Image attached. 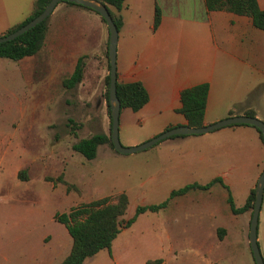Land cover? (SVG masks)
I'll use <instances>...</instances> for the list:
<instances>
[{
  "label": "crops",
  "instance_id": "crops-1",
  "mask_svg": "<svg viewBox=\"0 0 264 264\" xmlns=\"http://www.w3.org/2000/svg\"><path fill=\"white\" fill-rule=\"evenodd\" d=\"M33 2L0 0V34L28 16ZM257 4L263 8L264 0H257ZM155 7L159 10L160 19L153 28ZM109 8L121 20L114 54L116 81H139L148 97L136 111L128 107L119 109V127L120 119L123 125L133 122L144 126L141 137L135 133H123L122 143L130 145L145 141L165 127L186 124L183 115L177 112L179 93L185 87L202 82L207 84L203 124L230 115H245L248 110L264 122V31L254 27L248 16L224 10L207 11L203 0H123L120 10ZM94 27L97 29L98 48L95 55L106 63V67L100 69L97 89H104V76L108 73V32L94 11L57 3L48 15L40 48L59 46L58 38L64 46L68 41L75 43L76 47L73 44V49L63 52L65 56L62 57L65 63L72 61L69 65L71 72L76 59L81 55L87 56L88 50L84 47L90 43ZM33 56L17 60L23 61L29 78L36 72L31 63ZM45 74L46 71L42 75ZM104 104L102 98L101 105ZM6 122L8 124L9 119ZM0 134V141L5 140V133ZM151 147L152 164L163 176V186L159 187L154 182L152 192L166 190L164 197L153 204L165 200L171 190L187 183L203 184L217 177L220 182H213L207 189L189 190L214 194L212 199L199 195L195 201L210 206L207 212L218 216L220 224L214 227V231L217 230L220 238L226 235L223 223L240 218V232L247 239L248 211L233 214L226 198L229 194L235 207L243 205L264 168V145L254 127L228 125L203 134L168 137ZM104 152L116 151L110 149L101 151V154ZM98 154L96 150L92 159ZM164 165L168 166L167 170L161 171ZM164 177L169 180L175 177L176 181H170L164 188ZM189 190L169 198L165 206L153 211V224H158L161 230L152 235V245L158 254L163 255L156 258L161 259L160 264H168L169 261L188 264L190 259L178 255L183 254L184 247L189 244L188 250L198 258V262L193 264H221L218 258L208 256L211 248H203L202 240L190 242L185 240L191 239L186 232L177 235L170 231V223L187 215L184 207L188 203L186 196ZM40 243L11 250L0 240V264H54L60 259L55 262L58 264L69 251L71 239L64 227L59 232L55 231L54 237L47 235Z\"/></svg>",
  "mask_w": 264,
  "mask_h": 264
},
{
  "label": "rangeland",
  "instance_id": "rangeland-1",
  "mask_svg": "<svg viewBox=\"0 0 264 264\" xmlns=\"http://www.w3.org/2000/svg\"><path fill=\"white\" fill-rule=\"evenodd\" d=\"M96 38L94 27L92 39L84 47L88 53L83 58L86 65L81 82L70 89L64 88L61 80L70 72L72 61L65 63L62 57L63 52L73 49V44L76 47L71 41L64 46L58 38L59 46L40 48L31 62L36 70L31 78L22 60L0 58V132L6 136L0 141V240L11 250L41 244L47 235L54 237L55 231L64 229L53 219L54 213L124 192L128 197L124 221L133 214L136 205L155 203L166 193V190L152 192L154 182L163 186V176L152 164L151 146L130 154H101L110 150L107 144H102L94 159H86L71 148L81 137L108 134L106 104L101 105L104 82V89H97L100 69L106 63L96 58ZM44 71L46 74L42 75ZM119 121L117 134L122 146L143 142L122 143L123 133L141 137L144 126L133 122L123 125ZM167 167L164 165L161 171ZM21 169L19 177L17 172ZM164 178V188L170 181H176L175 177ZM203 194L214 197L208 191H188L184 207L187 215L170 223V231L177 235L186 232L191 239L185 240L190 242L202 240L203 248H211L208 256L218 258L221 264H254L248 238L240 232V218L224 222L226 235L220 238L214 231L220 224L218 216L207 212L210 206L195 201ZM152 215L153 211L138 214L128 227L119 229L108 250H99L82 264H144L146 259L162 257L152 245V235L161 230L158 224H153ZM256 242L264 263V188L257 214ZM188 245L178 256L190 259L188 264L198 262Z\"/></svg>",
  "mask_w": 264,
  "mask_h": 264
},
{
  "label": "trees",
  "instance_id": "trees-1",
  "mask_svg": "<svg viewBox=\"0 0 264 264\" xmlns=\"http://www.w3.org/2000/svg\"><path fill=\"white\" fill-rule=\"evenodd\" d=\"M48 1L49 0H34L31 13L19 23L7 28L0 35L11 32L15 28L27 22L33 16L37 15ZM99 1L105 5L112 21L115 24L116 29H118L121 24L120 16L115 15L109 7H112L114 11H118L122 6L123 0ZM60 2L77 5L85 9L92 10L90 8L68 1ZM203 2L207 11L224 10L237 15L248 16L251 19L252 25L254 27L264 31V7L260 8L257 4V0H203ZM99 18L103 23H105L101 16H99ZM47 19L48 16L17 37L0 43V58L18 60L25 56L34 55L42 45L44 34L47 28ZM159 19L160 13L158 8L155 7L152 20L153 28L158 25ZM84 57V55L79 56L75 61L72 71L66 77L62 78L61 84L64 88H73L81 81L84 70ZM104 84V99L108 114V134H90L89 136L79 138L71 144V148L74 151L79 152L86 159H92L96 154L97 148L102 144H107L111 150L115 151L112 148L110 141V117L107 103L108 73L104 76ZM115 94L119 100L120 108L128 107L132 111H136L142 107L148 98L146 90L139 81H116ZM206 95L207 84L204 82L185 87L180 91V106L177 109V112L183 115L188 126L199 127L203 125V112L205 108ZM244 114L249 116L254 115L252 110L245 111ZM168 128H170V126L165 127L164 130ZM255 130L257 131L259 140L264 145V139L260 131L257 128H255ZM176 136L182 135H172L170 137ZM22 171L23 169L17 172L19 177L21 176ZM213 182H220V179L216 177L203 184L196 182L187 183L182 187L171 190L168 198L157 204H138L135 206L133 214L124 221H122L121 217L125 213L128 203V198L124 192L116 193L114 196H112V198L101 197L90 200L77 207L71 208L67 212L54 213L53 219L63 224L71 239L69 251L58 264H81L85 258L92 256L99 250H108L111 241L115 238L116 234L119 232V229L121 227H128L135 220L138 214L143 213L144 211L158 210L159 208L165 206L169 198L183 194L189 189H207ZM253 199L254 187L249 190L243 205L240 207L234 206L229 194L227 195L226 201L230 211L233 214L248 211L250 217ZM160 263V258L146 259L144 262V264ZM210 264L218 263L212 262Z\"/></svg>",
  "mask_w": 264,
  "mask_h": 264
},
{
  "label": "water",
  "instance_id": "water-1",
  "mask_svg": "<svg viewBox=\"0 0 264 264\" xmlns=\"http://www.w3.org/2000/svg\"><path fill=\"white\" fill-rule=\"evenodd\" d=\"M60 1H68L71 3L79 4L84 7L90 8L99 16H101L105 22L108 39H107V57H108V88H107V103L109 109V117H110V141L112 144V148L121 154H130L142 149H146L158 141L168 138L172 135H195V134H203L214 129L233 125V124H247L252 125L257 128L263 139H264V122L260 119H257L254 116L249 115H230L219 119L213 123L203 124L199 127L188 126L187 124L177 125L170 127L157 135L141 142L138 145L124 147L119 143L118 140V114H119V100L115 94V82H116V74H115V42L117 37V29L115 27L114 22L111 19V16L103 3L99 0H49L43 9L35 16L30 18L27 22L22 24L21 26L15 28L11 32H8L4 35H0V43L11 40L21 33L27 31L32 28L42 20H44L52 11L54 6ZM264 187V168L261 170L254 184V199L253 205L249 217L248 222V232L247 238L250 247V251L252 254V258L254 264H264L261 258V255L258 250L257 242H256V224H257V214L259 210L260 201L262 198V192Z\"/></svg>",
  "mask_w": 264,
  "mask_h": 264
},
{
  "label": "flooded vegetation",
  "instance_id": "flooded-vegetation-1",
  "mask_svg": "<svg viewBox=\"0 0 264 264\" xmlns=\"http://www.w3.org/2000/svg\"><path fill=\"white\" fill-rule=\"evenodd\" d=\"M264 188V187H263Z\"/></svg>",
  "mask_w": 264,
  "mask_h": 264
}]
</instances>
